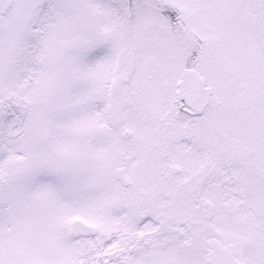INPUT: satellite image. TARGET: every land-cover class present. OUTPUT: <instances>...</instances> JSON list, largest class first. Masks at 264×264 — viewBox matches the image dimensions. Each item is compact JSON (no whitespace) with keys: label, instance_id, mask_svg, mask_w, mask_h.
<instances>
[{"label":"snow or ice","instance_id":"1","mask_svg":"<svg viewBox=\"0 0 264 264\" xmlns=\"http://www.w3.org/2000/svg\"><path fill=\"white\" fill-rule=\"evenodd\" d=\"M0 264H264V0H0Z\"/></svg>","mask_w":264,"mask_h":264}]
</instances>
